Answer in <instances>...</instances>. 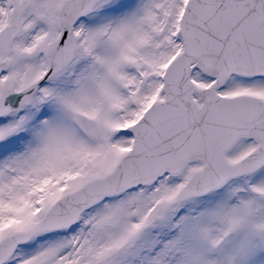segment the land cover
Wrapping results in <instances>:
<instances>
[{
	"label": "snow or ice",
	"instance_id": "1",
	"mask_svg": "<svg viewBox=\"0 0 264 264\" xmlns=\"http://www.w3.org/2000/svg\"><path fill=\"white\" fill-rule=\"evenodd\" d=\"M0 264H264V0H0Z\"/></svg>",
	"mask_w": 264,
	"mask_h": 264
}]
</instances>
